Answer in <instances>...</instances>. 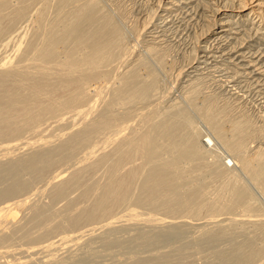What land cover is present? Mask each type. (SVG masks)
I'll list each match as a JSON object with an SVG mask.
<instances>
[{"label":"bare ground","instance_id":"1","mask_svg":"<svg viewBox=\"0 0 264 264\" xmlns=\"http://www.w3.org/2000/svg\"><path fill=\"white\" fill-rule=\"evenodd\" d=\"M103 8L100 0H0V40L12 30L19 34L16 22L30 9L34 12H29L33 27L18 59L6 54L0 58V264L55 261L63 250L78 248L94 236L105 242L120 226L145 222L162 228L137 232L132 249L152 251L176 236L177 221L188 224L192 216L217 227L204 231L196 243L206 246L207 264H264V129L252 125L246 107L264 110V0H155L140 15L141 27L128 33ZM197 25L202 26V38L184 43L188 61L174 64L176 57L183 58L179 47ZM175 70L176 84L161 93L159 87ZM194 109L204 115L208 136L226 151L224 160L229 157L235 170L223 167L226 161L203 160L210 138L200 137L190 124L188 114ZM62 123L68 125L60 127ZM26 130L34 134L23 136ZM56 139L60 141L54 143ZM199 159L207 164L203 171L212 170V175L204 173L213 185L203 183L202 174V185L192 184L197 177L191 183L195 187L173 188L178 176L173 181L167 176L192 170L193 165L185 167ZM134 162L149 168L141 194L135 195L137 205H130L125 201L138 169ZM58 163L65 167L52 172ZM99 166L104 167L103 178H93ZM43 179L46 185H35ZM203 184L213 187L204 196L206 203V198L197 201L208 191ZM44 186L49 203H33ZM76 189L71 198L70 191ZM57 199L66 202L52 213L48 206ZM205 205L208 215L198 216ZM27 207L31 228L21 237L29 244L14 246L9 229ZM114 238L109 244L122 243ZM182 246L143 259L133 256L130 260L135 261L129 262L184 264L179 260L187 247Z\"/></svg>","mask_w":264,"mask_h":264},{"label":"rangeland","instance_id":"2","mask_svg":"<svg viewBox=\"0 0 264 264\" xmlns=\"http://www.w3.org/2000/svg\"><path fill=\"white\" fill-rule=\"evenodd\" d=\"M151 1V2H150ZM152 2H155V0H100V3H101V5H102V7L104 6L105 8H103V10L105 11V12H107L108 11V9H109V11L108 12H111V14L110 13H108L110 16H112V19L113 20H115L116 21V23H119L120 25V29L122 30V31H124V32H126V31H128L129 32V29L130 30H133V31H137L140 27H141V23H142V18H140V15L142 14V13H144V10L146 9V7H148V6H150V3H152ZM151 6H152V4H151ZM111 8V9H110ZM139 8V9H138ZM137 11V12H136ZM29 12H33V10L32 9H30L29 11H28V14H26V18H23V20H25V21H23L22 20V18L20 19V20H18V22H16V26L14 27V28H16L17 26H18V28L17 29H19V32L22 34V32H21V28L22 27H24V28H22V30H23V36L19 33H16V30L14 31V30H12V31H14V32H12L11 31V33H9V34H7L6 35V37H4V39L2 40H0V48H2L1 50H0V58L3 56V57H5V54H6V56H7V58H10L11 60H13V61H16L17 59H18V56L20 55L19 53L21 52V49H23V47H24V45H25V40H27V37L29 36V34L31 33V31H32V28H30L33 24H32V13H29ZM139 12V13H138ZM145 12H146V10H145ZM34 13V12H33ZM31 18H30V17ZM138 16V17H137ZM235 17V16H234ZM233 17V18H234ZM136 19H137V21H136ZM31 22H30V21ZM120 20V21H119ZM21 23H20V22ZM125 22V23H124ZM31 23V24H30ZM26 24V25H25ZM132 25V26H131ZM20 26H22V27H20ZM28 27V28H27ZM33 27V26H32ZM123 27V28H122ZM27 29V30H26ZM31 29V30H30ZM194 29V30H193ZM193 29H192V31H191V34H189L190 36H188V38H186L187 40L186 41H183L182 42V46L180 45V47H179V51H181L182 52V54H179L180 56H182V55H184L183 56V58L180 60L179 58H177L176 57V59L174 60L175 62H174V64H177L178 63V65L180 64V65H182V64H185L187 61H188V58H189V53H188V51H186V52H184V47H183V45H184V43H186V44H188L189 42H191V44H195L196 42H198L197 40H199V39H201L202 38V35H201V33H200V30L202 29V26H199V25H197V27H193ZM25 30V31H24ZM18 31V30H17ZM128 32H126V33H128ZM16 33V34H15ZM15 34V35H14ZM28 36H27V35ZM13 35V36H12ZM21 37H20V36ZM11 36V37H10ZM26 37V38H25ZM14 38H15V40H14ZM19 38V39H18ZM189 38H191V39H189ZM5 40V41H4ZM18 40L21 42V44H20V42H19V45L17 46V44H18ZM22 40V41H21ZM188 41V42H187ZM194 41V42H193ZM196 41V42H195ZM13 43V44H12ZM16 45V46H15ZM9 46V47H8ZM19 46H21L20 47V51L18 50L17 51V49H19ZM14 47V48H13ZM18 47V48H17ZM4 48V49H3ZM17 48V49H16ZM174 48V47H173ZM182 48H184V49H182ZM16 49V50H15ZM175 49H178L177 47L175 48ZM11 50V51H10ZM12 50H14V52L12 51ZM189 50V49H188ZM3 51V52H2ZM17 52V53H16ZM170 52V54L172 55V54H174V52H172L171 50L170 51H168V53ZM184 53V54H183ZM17 54V55H16ZM175 55V54H174ZM176 56V55H175ZM17 57V58H16ZM188 57V58H187ZM16 60H15V59ZM186 59V60H185ZM183 62V63H182ZM178 70H175V72L173 73V76H172V78L170 79H168L166 82H165V85L163 84L162 86H160L161 88L163 87L164 89H161L160 87H159V89H160V92L161 93H164V94H166V93H169V90H172V88L170 89V87L168 88L167 86H173V83L175 82V84H176V81H175V75L178 73L177 72ZM174 77V78H173ZM169 81H170V83H169ZM174 81V82H173ZM168 82V83H167ZM178 85V84H177ZM165 86V87H164ZM159 89L158 90H156V93H160L159 92ZM169 89V90H168ZM166 90V91H165ZM252 106V107H251ZM246 107H249V109H248V111H247V113L249 114L248 115V118H249V120H250V122L252 123V125L254 126H256V127H258V128H260V129H264V110L260 113V111L258 110V108L254 105L253 106V104H247L246 105ZM254 107H256V108H254ZM251 112H250V111ZM256 110V111H255ZM199 111V109H197V112ZM196 112V109H194V110H192V111H190V115L188 114V118L190 117V119H189V121L192 119V121H190V124H192L193 123V125L192 126H194V128L195 129H197L198 128V130H196L197 131V133L200 135V137H207V138H210V140L209 141H207L208 142V145L206 144V145H204L205 146V148H203V149H206V150H204L205 152V155H204V159L203 160H207L206 162H209V163H213V162H217L218 164H221L222 165V163H224L225 161H226V166H224V164L222 165L223 167H226L227 169H234V165L232 164L233 163V161H230L229 160V157H227V160H224V158L227 156V153H226V151L221 147V145H219V143H217L215 140H214V138H211V136H208V133H209V126H208V124L206 123V120L203 118L204 117V115L203 114H199L201 111H199L198 113ZM203 113V112H202ZM258 113V114H257ZM256 114V115H255ZM261 114V115H260ZM200 115H203V116H200ZM202 117V118H201ZM51 118H48V119H46L47 121H49ZM196 121V122H195ZM256 121V122H255ZM189 124V126L190 127H192L191 125ZM207 124V125H206ZM66 125H68V124H66V123H62V126L60 125V127H66ZM41 126V125H40ZM43 126V125H42ZM254 126V127H255ZM201 127V128H200ZM33 135L34 134V131H32V130H26V131H24V133H22V135L24 136H26V135ZM202 135V136H201ZM66 136H64L63 138H65ZM62 138V139H63ZM58 140V141H57ZM55 142L54 143H57V142H59L60 141V139H56V140H54ZM201 142V141H200ZM202 143V142H201ZM217 143V144H216ZM210 147V148H209ZM225 151V152H224ZM80 153L82 154V152H79V155H80ZM78 154V153H77ZM79 155H75V156H77V157H80ZM165 155H167V154H164V158L166 157L167 158V156H165ZM75 156L73 157V159H71L70 161H68L69 162V165H67L66 164V167L67 166H71L70 164L74 161V159H76L75 158ZM138 159V158H137ZM137 159H135V161H139V159L137 160ZM2 160V159H1ZM4 160V159H3ZM199 160H201V159H199ZM198 160V161H199ZM198 161H195L194 163L195 164H191L192 162H190V166H189V164L187 165V166H189L188 168H186L185 167V170L187 169V170H189V168L191 167V165H193L192 166V170H189V171H187L186 173L185 172H183V170H179L176 174L173 172V178L171 179V174H172V172H171V174H170V176L168 175L167 176V178H169V180H171V181H173V179L174 178H176L177 176V178L179 179L180 178V175L178 174V173H180L181 174V178L179 179V181H181L182 180V182H185V183H181V182H178L177 180V178L175 179L176 180V183H175V180L173 181L174 182V184H175V186H174V184L173 183H171V186H173V188L174 187H179V188H181V190H183V191H186L187 189H188V187L187 186H189V188H190V186H192V184H195L196 186H199V185H202V184H200V183H202L201 181H200V179H201V177H203L204 175H202V174H205L206 176H204L203 177V179L205 178H207L206 179V181H205V179L203 180V179H201L202 181H203V183H207L208 184V182L210 181L209 180V178H210V173H211V175H212V170H202V169H204V167H205V169H208L207 167H206V165H205V161H200L199 163L201 164V162L202 163H204V164H202V168H201V166H200V164H198L197 162ZM67 162V161H66ZM65 162V163H66ZM140 162V161H139ZM139 162H136V163H138V169H137V172H136V174L135 175H132V185H131V189H130V193H129V195H128V199H127V201H125V203L127 204V202H128V204H132V205H137L136 204V201H135V199H136V196L138 197L140 194H141V184H142V182H143V179L145 178V175H146V172H147V170H148V168H149V164H146V163H139ZM65 163H63L64 165H65ZM135 163V162H134ZM135 163V164H136ZM62 163H58V164H56L55 165V167H53L52 168V172L53 171H56L57 169H59V168H63V165ZM130 164V163H129ZM127 164V167H129L130 165H132V164ZM140 164V165H139ZM197 164L200 166V168L201 169H199L198 168V166H197ZM197 166V169H195V171H193L194 170V167L196 168V166ZM59 166V167H58ZM102 166V165H101ZM140 166V167H139ZM65 167V166H64ZM212 167V166H211ZM233 167V168H232ZM99 168H100V170L98 169V167H97V169H96V171L93 173V178H103V175H104V167H102L103 169L101 170V167L99 166ZM55 169V170H54ZM212 169H213V167H212ZM139 170V171H138ZM184 170V171H185ZM196 170H197V172H196ZM198 170H202L201 172L200 171H198ZM235 170V169H234ZM144 171V172H143ZM205 171H209V174L206 172V173H204ZM51 172V171H50ZM191 173V174H189V173ZM185 173V174H184ZM198 174V176L196 175V174ZM199 173H200V175H199ZM50 174V173H49ZM48 174V175H49ZM186 174H188V176L186 175ZM193 174V175H192ZM186 175V176H185ZM134 176V177H133ZM174 176H176V177H174ZM184 176L186 177V178H184ZM193 176H195L194 178H192ZM201 176V177H200ZM197 177H198V179H197ZM209 177V178H208ZM46 178H48V177H46ZM45 178V179H46ZM188 178H189V180H188ZM194 179H197V181L196 180H194ZM47 180V179H46ZM46 180H41L40 182L38 181V183H36L35 185H37V186H39V184H40V186L41 185H44L45 183H46ZM184 180V181H183ZM192 180H194V181H196V182H194V181H192ZM43 181H45V182H43ZM191 181V182H190ZM199 181V182H198ZM188 182V183H187ZM190 182V183H189ZM192 182H194V183H192ZM212 182V181H211ZM215 182V181H214ZM0 183H2V182H0ZM192 183V184H191ZM198 183V184H197ZM216 183V182H215ZM215 183H214V187L216 186L215 185ZM178 186H177V185ZM185 185V184H189V185H185L184 187L182 186V185ZM207 184H205V186H204V184H203V188H206V186H207ZM212 183H210L209 182V186H212L211 185ZM2 185V186H1ZM46 185V184H45ZM195 185H193L192 187H195ZM4 186V183H2V184H0V188L1 187H3ZM182 186V187H181ZM207 187L206 189H204L205 191L206 190H208V191H206L207 193H203L204 195H202L203 197L204 196H206L205 194H207V196L208 195H210V194H208V193H210V190H209V188H211V187ZM185 187H187V189L185 188ZM43 188H46V189H44V191L43 192H41L42 193V195H41V193H38V194H34L35 196H33L34 198L31 200L33 203H38V205L39 204H41V205H44V204H47V203H49V193H47V192H49V188H48V186L46 187V186H44ZM168 188H172V187H168ZM182 188H185V189H182ZM213 188V187H212ZM212 188H211V190H212ZM135 189V190H134ZM46 190V191H45ZM203 190V191H204ZM78 192V190L76 189V190H71L70 191V193H69V196H70V194H71V198H72V196L73 197H75L78 193H75V192ZM201 193V191H199V194ZM48 194V195H47ZM73 194V195H72ZM76 194V195H75ZM36 195H37V198H36ZM75 195V196H74ZM136 195V196H135ZM200 196H201V194H200ZM200 196H198V200L197 201H200V199H202V201H200V203L201 202H204V200H205V198L206 197H200ZM204 199V200H203ZM207 199V198H206ZM36 200V202H34V201ZM59 200V201H58ZM64 199H57V200H55L54 202H56L55 203V205H54V202L53 203H51V204H53V205H49L48 206V208H51L50 210L52 211V210H54L55 211V208H56V211L55 212H58V210L60 211V209H62V207L61 208H59L60 206H62V205H64V203L66 202L65 200V202L63 201ZM47 201V202H46ZM64 203H63V202ZM208 201V199L204 202V203H206ZM197 203V202H196ZM204 203H202L201 204V206H200V208L201 207H203V204ZM61 204V205H60ZM130 204V205H131ZM195 205H200L199 203L198 204H195ZM54 207V208H53ZM53 208V209H52ZM200 208H198L199 210H201ZM204 208H205V210L204 209H202L201 210V212L198 214V216H200V217H206V215H208V212L206 211V205L204 206ZM118 209H122V207H119ZM118 209H116L115 210V212H117V211H119ZM139 209L140 210H142V211H145V212H149L150 214H156V216H158V217H164V211L163 212H160L159 210H156L154 213H153V211L154 210H151V209H147V208H144V207H139ZM29 211L31 212V210L27 207V209L25 208V209H22V210H20V212L18 213V215H17V218H19V219H16L15 221L16 222H20L19 224L20 225H17L18 223H16L15 224V222L13 223L14 225L13 226H11L13 229H16L17 228V232L15 231V230H10L11 229V227H10V229H9V231L12 233L13 231H14V233H12L13 235H15V236H13V241H11L12 242V244L14 245V246H17V244H18V246H26V245H28L27 244V242H28V240H26V239H24V238H22L21 236V234L25 231V230H27V228L29 229V227H28V225H30V222H27L28 220L26 219V217L27 216H30V213H29ZM54 211H52V213H54ZM162 211V210H161ZM199 211H196V213H198ZM23 213V214H22ZM158 213V214H157ZM203 214H204V216H203ZM20 216H21V218H20ZM23 217V218H22ZM193 217V216H192ZM192 217H190L189 219H187V220H190L189 221V223L187 224V223H184L185 221L184 220H179V221H177V223L176 224H178L177 226H176V228L174 227V232H176L174 235H176V236H169L168 237V239H166V241H168V240H170V242L169 243H167V244H169V245H162V246H159V247H157V249L155 248V250H153V249H151L152 251H146V250H140L139 249V251L138 250H136L135 249V251H134V249H132L133 247H132V245L134 244V242L132 241V239H133V237L135 236V234H137V232H139V231H142L143 232V230L144 231H146V232H148V233H157L158 231H159V229H161V228H158V227H156V225L155 224H157V226L159 225V223H155V224H153V223H144V224H142V223H140V224H138V225H124V226H120L118 229H116V230H114V231H111V234H110V232L108 233V235H107V233H106V238L103 240V241H105V242H102V241H100L99 239H95L94 237H93V239H91V241L90 240H88L86 243H82L78 248L77 247H75V248H73V249H71L70 251L69 250H63V251H65V252H61V253H63V254H61V256H60V254H58L60 257H61V259H60V257H59V259H55V261L53 260V261H51V262H44V261H42V260H40V259H37L36 260V258H34V259H32V260H30V261H28L27 263H25V264H55L54 262H56V264H118V262H120L121 263V261H125V263H128L129 262V260L131 259V257H135L134 259H139V257H141L140 259H143V258H146V257H149V256H154V255H159V254H164L165 252H169V251H173L174 249H178V248H181V245H183L182 246V248H185V247H187L186 248V251L185 250H182V254L180 255V260L179 261H181V263L183 262L184 264H207V263H209L208 262V258H209V255H207L208 254V250H207V248H205L206 246L204 245L203 246V248H199V245L197 246L196 245V243H198L197 241H199V239L200 238H202V237H204V235H205V233H204V235H203V232L204 231H209L210 229L209 228H211L212 226H210V225H208V224H203V219H199V220H197L196 218H198L197 216H195L194 218L195 219H193ZM28 218V217H27ZM192 218V219H191ZM58 220V217H56L55 219H54V221H57ZM202 220V221H201ZM27 222V224H26V222ZM67 220L66 219H64L63 220V224L65 225V224H67V222H66ZM182 221H184V222H182ZM202 223H201V222ZM23 222H25L24 223V226H23V224H21V223H23ZM182 223V224H179V223ZM186 222H188V221H186ZM199 223H201V224H199ZM148 224V225H147ZM175 224V223H174ZM195 224V225H194ZM16 225V226H15ZM22 225V226H21ZM26 225V226H25ZM151 225V226H150ZM155 225V226H154ZM198 225V226H197ZM18 226H20L19 228H18ZM127 226V227H126ZM154 227V229H153V231H152V228ZM22 227V228H21ZM27 227V228H26ZM152 227V228H151ZM167 226H164L163 228H166ZM181 227V228H180ZM24 228V229H23ZM30 228H31V225H30ZM173 228V227H172ZM171 228V226H170V229H168V232L169 231H172L173 229ZM213 229H216L217 227H212ZM58 229H61V227H59ZM140 229V230H139ZM20 230H23V231H21V232H19ZM157 230V231H156ZM202 230V231H201ZM31 231H36V230H31ZM117 231V232H116ZM54 233V234H53ZM164 233H166V232H164ZM17 234V235H16ZM35 234H36V232H35ZM52 234L53 235H55V234H57V231H56V233H55V231L54 232H52ZM51 234V235H52ZM117 235V236H116ZM203 235V236H202ZM108 236H109V239H107L108 238ZM110 236H112V237H110ZM116 237V240H117V238L118 239H120V241L122 242L121 244H122V246H121V244L120 245H117V244H114L113 242H111L110 244H109V242H108V240H110V239H115L114 237ZM200 236V237H199ZM21 238H22V240H21ZM174 238V239H173ZM18 239V240H17ZM131 239V240H130ZM95 240V241H94ZM123 240V241H122ZM174 240V241H173ZM17 241H19V242H17ZM25 241V242H24ZM106 241L108 242V243H106ZM132 241V242H131ZM162 241H163V239H162ZM164 241H165V239H164ZM172 241H173V243H172ZM15 242V243H14ZM20 242H21V245H19L20 244ZM103 244H102V243ZM23 243V244H22ZM24 243H26V245L24 244ZM105 243L107 244V245H105ZM130 243V244H129ZM188 243V244H187ZM193 243V244H192ZM16 244V245H15ZM89 244V245H88ZM113 244H114V247H113ZM124 244V245H123ZM117 245V246H116ZM197 247H196V246ZM88 246H90V247H88ZM110 246H112V247H110ZM128 246H130V248L128 247ZM173 246V247H172ZM179 246V247H178ZM185 246V247H184ZM129 248V249H125V248ZM176 247H178V248H176ZM117 248V249H116ZM160 248V249H159ZM199 248V249H198ZM85 249H86V251H85ZM88 249V250H87ZM170 249V250H169ZM197 249V250H196ZM75 250V251H74ZM129 250V251H128ZM131 250H133V251H131ZM73 251V252H72ZM88 251V252H87ZM91 251V252H90ZM131 251V252H130ZM143 251H146V252H143ZM159 251V252H158ZM183 251H184V253H183ZM68 252H71V254L70 253H68ZM87 252V253H86ZM149 252V253H148ZM162 252H164V253H162ZM89 253V254H88ZM92 253H93V255H92ZM134 253V254H133ZM204 253V254H203ZM65 254V255H64ZM85 254V255H84ZM64 255V256H63ZM72 255H74V256H72ZM87 255V256H86ZM16 257L17 256H19V253H18V255L16 254L15 255ZM76 256V257H75ZM58 257V256H57ZM63 257V258H62ZM75 257V258H74ZM137 257V258H136ZM9 258H11V257H9ZM129 258V259H128ZM210 259V258H209ZM36 260V261H35ZM84 260H86V263H85V261ZM177 260V259H176ZM175 260V261H176ZM81 261V262H80ZM128 261V262H127ZM133 261H135V260H133L132 259V262ZM189 261V262H188ZM58 262V263H57ZM130 262H131V260H130ZM130 262H129V264H130ZM131 262V263H132ZM119 263V264H120ZM124 262H122L121 264H123ZM124 263V264H125Z\"/></svg>","mask_w":264,"mask_h":264}]
</instances>
